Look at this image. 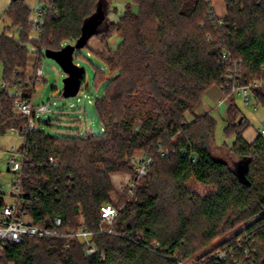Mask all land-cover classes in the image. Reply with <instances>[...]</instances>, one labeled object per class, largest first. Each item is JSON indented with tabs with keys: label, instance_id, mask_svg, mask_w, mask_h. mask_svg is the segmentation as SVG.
I'll use <instances>...</instances> for the list:
<instances>
[{
	"label": "trees",
	"instance_id": "trees-1",
	"mask_svg": "<svg viewBox=\"0 0 264 264\" xmlns=\"http://www.w3.org/2000/svg\"><path fill=\"white\" fill-rule=\"evenodd\" d=\"M42 2H53L58 15L48 14L38 38L31 41L29 7L19 0L6 11L12 21L7 30L17 31L20 38L6 32L0 38L6 85L0 88V137L28 125L27 117L14 112L15 98L9 95V89H18L30 100L35 90L33 84L28 91L25 81L27 44L37 50L40 65L44 50L58 52L66 44L76 45L87 21L99 11L105 19L90 40L99 38L106 46V51L92 55L104 64L103 70L95 68L94 81L95 87L105 84L104 94L95 100L103 132L51 137L39 129L28 135L31 151L24 167L23 214L38 227L50 228L56 218L63 226L60 236L5 248L0 262L264 264V137L248 143L243 137L248 124H238V107L232 104L227 109L225 131L235 135L236 142L226 148L247 162L245 185L234 167L212 151L216 127L212 115H194L210 88L228 83L244 87L261 83L253 89V101L264 109V0H225L224 18L215 15L211 0H133L136 10L127 7L118 22L107 19L109 0ZM114 34L122 38L115 51L108 47ZM223 49L241 63H223ZM239 70V78H233ZM85 79L84 74L82 85ZM136 152L153 161L142 178L132 166ZM116 174L129 175L135 183L131 201L122 209L111 197L115 191L111 176ZM192 183L214 190L194 193L189 189ZM105 205L118 211L113 235L99 233ZM259 215L263 216L233 238L209 249L213 241ZM85 230L92 233L97 249L92 256L85 254L86 245L78 237ZM246 236L255 242L248 260L238 250L226 261L212 258Z\"/></svg>",
	"mask_w": 264,
	"mask_h": 264
},
{
	"label": "rangeland",
	"instance_id": "rangeland-1",
	"mask_svg": "<svg viewBox=\"0 0 264 264\" xmlns=\"http://www.w3.org/2000/svg\"><path fill=\"white\" fill-rule=\"evenodd\" d=\"M41 0H23V2L29 7L31 11V23L33 32L30 34L29 39L34 40L38 38L39 31H37V16L35 14ZM118 0H109V12L113 11L112 7ZM11 0H0V38L6 32L7 36L14 37L17 41L20 38V34L14 30L11 32L7 30L12 27V21L6 16V11L11 5ZM120 9V8H119ZM123 12L119 11L117 14H111L108 19L113 21H119ZM115 35V34H114ZM113 35V36H114ZM112 37V36H111ZM69 46L66 44L64 46ZM109 47V46H108ZM29 55V64L27 68V77L25 81L29 85L28 91L33 90V84L35 90L33 91V102L35 106L47 104L49 101H53L51 104L52 112L46 115H36L35 122L39 125V129L44 131L51 137H61L67 134L74 133H93L101 134L103 132L102 125L97 116V110L95 107L96 98H100L104 94L105 84H100L95 87V68L103 70L104 64L98 61L94 56L89 55V51L84 47L80 50H76L73 54L74 64L80 67L86 75L85 83L81 86L78 95L72 98H64L63 92L65 87V80L67 75L63 72L61 67L48 56L45 50L43 51L39 64L43 71L44 80H36L31 77L33 74L34 64L38 63L37 50L32 47L31 43L27 44ZM110 48V47H109ZM111 49V48H110ZM115 51V50H113ZM105 75L109 77L111 74L105 70ZM234 78V77H233ZM3 80V64L0 62V82ZM231 85H236L232 83ZM1 88V87H0ZM211 89V88H210ZM209 89V90H210ZM210 91L219 95L221 92L223 97L226 98L227 105L219 104L215 99H208V96H204L205 101L212 108V117L216 122L215 127V146L213 145L212 151L216 158L227 162L233 166L242 163L243 160L234 156L233 152L227 148H232L236 142L235 135L226 134V110L232 104L238 107L240 116L238 118V124L246 122L248 128L243 133L244 139L248 143H252L258 135L264 137V109L254 101H251L248 105L243 102V99L239 95H234L233 91L229 90L230 96L223 93L221 88L214 86ZM9 94H14L13 89H9ZM234 96V98H233ZM188 121L193 120L192 115L186 116ZM242 119V120H241ZM79 121V122H78ZM51 124L48 126L47 124ZM140 126L136 124V128ZM19 149L22 147V140L15 134L10 132L0 137V186L8 189V186L14 182L15 173L8 170V160L11 159V150L13 147ZM225 146V147H224ZM227 147V148H226ZM144 153L136 152L133 156V167L136 171V164L134 159L141 160ZM111 181L114 185L115 191L112 194V202L119 208H123L127 202L131 201L133 196L132 184L133 180L129 175L116 174L111 176ZM190 191L201 195H206L210 191H213V187H206L197 183H192L189 186ZM9 190V189H8ZM8 190H5L8 192ZM10 198H6V202H10ZM263 215L251 219L247 223L239 226L235 230L228 233L226 236L218 238L213 241L209 249H213L219 246L223 241L233 238L235 235L243 231L248 225L253 224L257 219Z\"/></svg>",
	"mask_w": 264,
	"mask_h": 264
},
{
	"label": "built area",
	"instance_id": "built-area-1",
	"mask_svg": "<svg viewBox=\"0 0 264 264\" xmlns=\"http://www.w3.org/2000/svg\"><path fill=\"white\" fill-rule=\"evenodd\" d=\"M50 13H55L58 15L56 6L53 2H42L39 4L35 14L37 16V31H40L44 25V20L46 16ZM222 61L226 64L239 65L240 60H234L228 51L223 49L222 51ZM32 76L36 80H44L43 71L40 65L34 64ZM242 71L239 70L232 77L239 78ZM238 83V82H237ZM228 83L226 86L221 88L222 92L225 93L229 90L233 91L234 95H239L243 99V102L248 105L253 101V89L261 85V83H254L251 86H240L238 84L231 85ZM1 89H5L6 85L3 81L0 82ZM14 94L10 95L15 98L14 101V112L17 115L25 116L28 118V125L20 130H10L11 134L17 135L22 140V147L17 149L15 146L11 150V159L8 160L9 171L15 173L16 177L13 183L6 189L0 186V254H2L5 248L9 246H20L28 240H42L47 237H54L61 235V229L63 222L61 218H56L54 220L53 226L48 227H38L35 226L27 216L23 214V207L25 205L24 198V167L29 158V152L31 151L28 145V135L31 132L39 130V125L35 122L36 115H46L52 112L51 104L53 101H49L47 104H42L40 106H35L33 102V96L30 100L23 99L22 91L18 89H13ZM162 156L166 153L162 152ZM136 172L139 177H145L151 168L153 161L152 159L144 154L141 160L134 159ZM52 165H56V161L52 158L50 159ZM132 186H135L133 182ZM5 190H8L6 192ZM6 198H10V202H6ZM102 223L99 228L100 234L113 235L114 234V221L118 215V211L112 205H105L101 209ZM92 233L88 231H81L78 237L82 239L85 243V254L92 256L97 253L96 247L91 242ZM251 242L249 237H243L237 239L236 243L232 246L227 247L224 250L216 251L212 256L213 259L226 261L230 257H234L237 250L242 252L244 259L248 260L254 252L255 242ZM102 259L105 256L102 254ZM0 264H2L0 262ZM182 264V263H181ZM235 264H246L245 262L235 261Z\"/></svg>",
	"mask_w": 264,
	"mask_h": 264
},
{
	"label": "water",
	"instance_id": "water-1",
	"mask_svg": "<svg viewBox=\"0 0 264 264\" xmlns=\"http://www.w3.org/2000/svg\"><path fill=\"white\" fill-rule=\"evenodd\" d=\"M12 2H17L19 0H11ZM105 19V14L101 11L91 19H89L84 28L81 39L76 43V45H69L63 50L58 52L46 51L48 56L51 57L67 75L65 80V87L63 96L64 98H72L78 95L79 90L82 86V79L84 77L83 70L74 64L73 54L76 50H80L85 47L91 37L96 33L97 28L102 24ZM242 120V119H241ZM9 170V169H8ZM235 173L238 176L242 184H249L248 179L246 178L247 172V162L241 163L237 168L235 166Z\"/></svg>",
	"mask_w": 264,
	"mask_h": 264
},
{
	"label": "crops",
	"instance_id": "crops-1",
	"mask_svg": "<svg viewBox=\"0 0 264 264\" xmlns=\"http://www.w3.org/2000/svg\"><path fill=\"white\" fill-rule=\"evenodd\" d=\"M214 8V13L218 18H224L227 15V7L225 0H211ZM112 7L114 8L113 11L108 10L107 14V19L108 16L111 14H117L119 13L120 9L121 11L124 12L126 11L127 7H130L132 11L136 10V6L133 3V0H118L115 2ZM120 8V9H119ZM111 22H118V21H113L111 19H108ZM122 43V38L118 35L115 34L108 40V46L111 48V50H116L119 45ZM89 51V55H93L95 53H101L106 51V46L99 40V38H93L90 40L88 43V47L86 48ZM212 89V88H211ZM210 89V90H211ZM208 90L204 96H208V99H215L214 101L219 104H225L227 105L226 98L223 97L222 93L220 92L219 95L213 93V91ZM204 96L202 97L201 101L197 105V107L194 110V115L197 116H203L205 114H211L212 113V108L209 106L206 99H204ZM228 109V108H227ZM227 111V110H226Z\"/></svg>",
	"mask_w": 264,
	"mask_h": 264
},
{
	"label": "flooded vegetation",
	"instance_id": "flooded-vegetation-1",
	"mask_svg": "<svg viewBox=\"0 0 264 264\" xmlns=\"http://www.w3.org/2000/svg\"><path fill=\"white\" fill-rule=\"evenodd\" d=\"M240 164H241V163H239V164H236L235 166L238 168V167L240 166Z\"/></svg>",
	"mask_w": 264,
	"mask_h": 264
}]
</instances>
